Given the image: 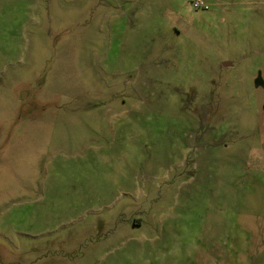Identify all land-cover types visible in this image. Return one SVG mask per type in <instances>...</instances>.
I'll return each mask as SVG.
<instances>
[{"label": "rangeland", "instance_id": "1", "mask_svg": "<svg viewBox=\"0 0 264 264\" xmlns=\"http://www.w3.org/2000/svg\"><path fill=\"white\" fill-rule=\"evenodd\" d=\"M0 264H264V0H0Z\"/></svg>", "mask_w": 264, "mask_h": 264}, {"label": "trees", "instance_id": "2", "mask_svg": "<svg viewBox=\"0 0 264 264\" xmlns=\"http://www.w3.org/2000/svg\"><path fill=\"white\" fill-rule=\"evenodd\" d=\"M256 81H257V83H259L260 82V78H257Z\"/></svg>", "mask_w": 264, "mask_h": 264}]
</instances>
